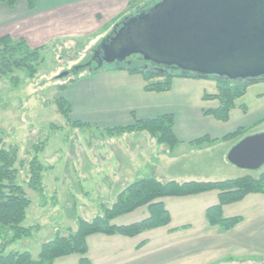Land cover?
Segmentation results:
<instances>
[{
	"label": "crops",
	"instance_id": "1",
	"mask_svg": "<svg viewBox=\"0 0 264 264\" xmlns=\"http://www.w3.org/2000/svg\"><path fill=\"white\" fill-rule=\"evenodd\" d=\"M128 10V0H35L33 10L24 1H18L13 8L0 4V38L24 40L30 48H37L51 40L72 37L78 31L81 36L95 25L117 19ZM216 92L214 80L186 78L173 79L166 92H145L139 74L106 67L95 75L83 74L66 84L61 97L70 107V119L81 127L105 132L132 126L136 121L154 120L164 115L173 117L172 130L178 141L173 150L169 151L143 133L131 132L118 136V140H138L139 145L146 147L144 155L132 158L126 166L112 153L111 157L107 155L105 165L99 167L94 163L89 175L107 191L109 205L106 208L115 203L125 187L143 178L174 181L172 176L165 180L172 172L192 179L182 183L219 182L221 180L211 181L210 177L218 175L219 169L235 167L226 160L229 150L247 136L264 134V81L247 88L225 122L204 114L219 107L216 100H204V95ZM239 129L245 130L244 135L224 140ZM206 137L209 140L196 142ZM182 162L184 168L174 170ZM245 176L250 175L238 172L232 179ZM162 202L170 215L168 226L134 238L92 235L87 239L90 263L264 264L263 195H249L241 202L223 207V218H241V222L228 231L211 226L205 218V211L218 203L217 192L166 198ZM244 206L252 211L245 214ZM144 208L127 214L143 210L141 220L133 223L148 217ZM127 215L116 218L113 224L127 226L118 223ZM74 256L58 259L53 264L62 260L60 264H78L79 256Z\"/></svg>",
	"mask_w": 264,
	"mask_h": 264
},
{
	"label": "rangeland",
	"instance_id": "2",
	"mask_svg": "<svg viewBox=\"0 0 264 264\" xmlns=\"http://www.w3.org/2000/svg\"><path fill=\"white\" fill-rule=\"evenodd\" d=\"M156 1L159 0H142L141 4L135 1L130 5L128 0L129 10L126 14L101 22L81 36L78 31L72 37L51 40L37 48H30L26 44L30 49L44 47L38 61L34 63V76L28 77L25 70H14L12 75L0 77V138L4 149L16 151V183L24 189L31 201L23 226L32 229L30 236L9 245L6 253L28 252L32 259L37 260L44 243L53 240L57 235L67 236L76 232L79 220L89 222L109 205L107 191L89 175L94 163L99 167L105 165L108 161L107 155L112 153L126 166L130 165L132 158L144 155L146 147L139 145L138 140H118L126 133L100 132L91 127L76 126L70 118L66 119L60 114L56 106L57 98L62 96L60 87L75 77L70 75L62 80H57L56 77L82 64L101 38L125 15L135 14L143 7H151ZM111 66L103 64L102 68ZM83 74H87V71L81 75ZM133 133H143L156 142L146 132ZM35 157L45 170L40 192L28 188L30 164ZM188 165L191 166L190 163ZM183 168L182 162L174 170ZM224 169H219L220 173L210 177V180H230L238 172L254 178L264 173V165L252 171L230 166L226 168L228 170ZM170 174L165 180L171 176L172 180L178 182L192 180L177 173ZM242 210L245 214L252 211L245 206ZM142 211L127 215L118 220V223L130 225L137 222L142 218Z\"/></svg>",
	"mask_w": 264,
	"mask_h": 264
},
{
	"label": "trees",
	"instance_id": "3",
	"mask_svg": "<svg viewBox=\"0 0 264 264\" xmlns=\"http://www.w3.org/2000/svg\"><path fill=\"white\" fill-rule=\"evenodd\" d=\"M18 1L26 2L31 10L35 7V0H0V4L13 8ZM135 1L138 0H129V4L131 5ZM149 7H143L139 10ZM43 49L44 47L30 49L24 40H14L9 36L0 38V77L12 75L14 70H25L28 77H33L36 73L34 63L38 61L40 51ZM132 58L128 60L130 65L127 63L114 64L110 68L139 74L144 81L145 92H166L170 89L172 80L175 78L214 80L217 92L214 95H204V100H216L219 102V107L216 110L205 111L204 114L221 122L228 120L230 111L236 107L237 100L244 96L247 88L259 82L200 77L193 73L173 69L160 73L155 66L145 64L140 57ZM145 66L147 68H144ZM101 70L103 69H96L90 75H95ZM80 74L81 72L72 74L71 76L75 77L72 81L77 80ZM66 84L60 87V91L65 89ZM56 106L60 114L66 119L70 118V107L65 99L57 98ZM240 107L245 111V107L242 105ZM74 124L80 126L79 123ZM172 129V115H164L154 120L136 121L132 126L108 129V132H146L158 144L164 145L171 151L178 144ZM244 131L239 129L224 137V140L238 139L244 135ZM206 140L209 139L206 137L196 142ZM16 161V151L4 149L0 138V264H53L60 258L73 255L79 256L78 264H91L87 257V239L92 235H120L126 238H134L144 232L168 226L170 215L162 202L166 198H183L217 192L218 203L205 211V218L211 226H219L222 231H228L240 223L241 218H223L222 209L224 206L241 202L249 195L260 194L264 196V173L257 178L245 176L219 182L190 181L178 183L176 181L159 182L151 178L140 179L128 185L117 196L115 203L110 208H103L99 216L89 222L79 220L76 232L67 236L57 235L53 240L44 243L37 260H34L28 252L6 253V248L9 245L21 238L30 236L32 232L31 228L23 226L26 210L31 201L26 196L24 189L16 183ZM42 166L36 157L30 164L28 188L34 192L42 191V178L45 171ZM144 207L148 212V217L144 220L127 226L113 224L116 218L131 214Z\"/></svg>",
	"mask_w": 264,
	"mask_h": 264
},
{
	"label": "water",
	"instance_id": "4",
	"mask_svg": "<svg viewBox=\"0 0 264 264\" xmlns=\"http://www.w3.org/2000/svg\"><path fill=\"white\" fill-rule=\"evenodd\" d=\"M97 68L79 64L56 79L103 64L140 57L160 72L169 69L228 81H264V0H159L124 16L97 44ZM144 68H147L145 66ZM244 170L264 165V134L243 138L228 152Z\"/></svg>",
	"mask_w": 264,
	"mask_h": 264
},
{
	"label": "flooded vegetation",
	"instance_id": "5",
	"mask_svg": "<svg viewBox=\"0 0 264 264\" xmlns=\"http://www.w3.org/2000/svg\"><path fill=\"white\" fill-rule=\"evenodd\" d=\"M97 48V45L91 50V53L84 59V61L82 62L83 65H87L89 67L87 68H92L95 69L97 68V62L100 61V55L95 53Z\"/></svg>",
	"mask_w": 264,
	"mask_h": 264
}]
</instances>
